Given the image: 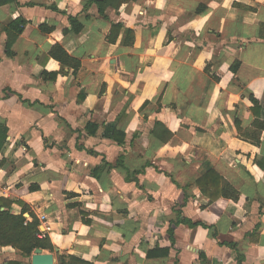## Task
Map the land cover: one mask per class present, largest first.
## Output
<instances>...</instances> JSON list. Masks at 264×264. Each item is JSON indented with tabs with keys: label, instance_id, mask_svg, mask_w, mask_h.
I'll return each mask as SVG.
<instances>
[{
	"label": "crops",
	"instance_id": "1",
	"mask_svg": "<svg viewBox=\"0 0 264 264\" xmlns=\"http://www.w3.org/2000/svg\"><path fill=\"white\" fill-rule=\"evenodd\" d=\"M88 1L0 6L2 25L28 21L13 57L0 31V211L33 212L55 264L62 255L264 264V132L255 145L236 126L255 120L252 96L264 107V0H120L119 8L113 0L107 17ZM112 23L132 27L134 43H122L125 29L108 42ZM56 44L81 61L77 73L47 56ZM104 126L122 131L124 143L102 137ZM211 170L238 201L202 193L198 181ZM158 247L168 256L148 257ZM31 258L0 246V264Z\"/></svg>",
	"mask_w": 264,
	"mask_h": 264
},
{
	"label": "trees",
	"instance_id": "2",
	"mask_svg": "<svg viewBox=\"0 0 264 264\" xmlns=\"http://www.w3.org/2000/svg\"><path fill=\"white\" fill-rule=\"evenodd\" d=\"M116 5L119 8L121 2L118 0ZM11 2H17V0H0V6L3 4H8ZM97 4L99 12L104 17H107L105 10L108 5L113 4V0H89L88 5ZM71 30L75 32H81L84 28V25L80 23L77 17L70 16ZM28 21L22 17L18 16L15 19L11 20L6 25L0 23V31L4 30L7 32L8 39L6 43V52L8 56L13 57V45L19 36L23 33ZM45 30L44 26H41ZM125 29V36L122 43L124 45H132L135 41V31L132 27H124L121 23H112L110 33L107 36V40L110 43H116L118 41L119 35L122 30ZM48 57L58 60L62 68L68 67L74 70V73H77L81 67V61L70 55L66 49L60 45L56 44L52 47ZM239 66L238 64L233 65V69ZM62 73H66L65 70H62ZM58 73H49L45 71L43 77L46 80H56ZM81 98H85V95H81ZM251 100L254 105V111L256 113V118L253 121L252 125L248 128H243L239 121H236V126L240 138L243 140L249 141L255 145H259L262 138V133L264 132V120L261 118V111L264 107H261L258 100L252 96ZM156 127H164L161 123H157ZM88 131L96 135L100 128L99 125L89 123L87 125ZM102 137L113 139L118 143H124L125 134L114 127H103ZM7 139V127L5 125H0V148L4 145ZM166 140V139H164ZM198 185L205 195L210 197V200L213 201L216 198L224 197L229 198L235 201H238L241 197L240 192L228 181H226L222 176L217 172L211 170L209 171L202 179L198 181ZM28 210L23 207V211L20 214H14L10 209L0 211V246H12L20 255L24 258H30L34 254V251L37 248L45 249L49 251H54L55 246L51 240V237L46 234L45 237H40L42 233L40 230L41 222L39 218L33 213L30 212V218L25 216V213ZM186 222V220L180 219L178 223ZM190 225L193 224L190 221H187ZM174 230L170 229V235L173 237ZM169 249L166 248H156L152 251H149L148 257H161L168 256ZM243 257L240 255V260ZM60 264H92L87 262L79 257L72 255H62L60 256ZM12 264H28L23 262H13Z\"/></svg>",
	"mask_w": 264,
	"mask_h": 264
},
{
	"label": "water",
	"instance_id": "3",
	"mask_svg": "<svg viewBox=\"0 0 264 264\" xmlns=\"http://www.w3.org/2000/svg\"><path fill=\"white\" fill-rule=\"evenodd\" d=\"M44 230L43 227H40ZM32 264H55V258L52 253H43V250L37 248L31 258Z\"/></svg>",
	"mask_w": 264,
	"mask_h": 264
},
{
	"label": "built area",
	"instance_id": "4",
	"mask_svg": "<svg viewBox=\"0 0 264 264\" xmlns=\"http://www.w3.org/2000/svg\"><path fill=\"white\" fill-rule=\"evenodd\" d=\"M41 230V229H40ZM41 234H40V237H45L46 236V232L44 230H41Z\"/></svg>",
	"mask_w": 264,
	"mask_h": 264
}]
</instances>
